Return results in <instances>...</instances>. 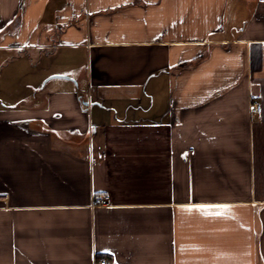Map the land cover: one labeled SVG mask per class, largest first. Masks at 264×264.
Listing matches in <instances>:
<instances>
[{
    "label": "crops",
    "instance_id": "obj_1",
    "mask_svg": "<svg viewBox=\"0 0 264 264\" xmlns=\"http://www.w3.org/2000/svg\"><path fill=\"white\" fill-rule=\"evenodd\" d=\"M99 256L264 264V0H0V264Z\"/></svg>",
    "mask_w": 264,
    "mask_h": 264
},
{
    "label": "built area",
    "instance_id": "obj_2",
    "mask_svg": "<svg viewBox=\"0 0 264 264\" xmlns=\"http://www.w3.org/2000/svg\"><path fill=\"white\" fill-rule=\"evenodd\" d=\"M53 47H56V44H52ZM250 110L253 113H260L262 110L261 104L259 102H252ZM110 203V197L108 194L101 195L95 198V204L97 205H107ZM93 264H113L107 257L99 256L95 257Z\"/></svg>",
    "mask_w": 264,
    "mask_h": 264
},
{
    "label": "rangeland",
    "instance_id": "obj_3",
    "mask_svg": "<svg viewBox=\"0 0 264 264\" xmlns=\"http://www.w3.org/2000/svg\"><path fill=\"white\" fill-rule=\"evenodd\" d=\"M85 85V84H84ZM81 86V85H80ZM83 93V92H82ZM159 94L160 93H154V96L153 95H151V99L153 100V104H154V106H155V108L152 110V111H156V110H163L164 108H165V106L167 105V102H168V98H167V94H164V95H166V96H164V95H162L161 97H159ZM83 96L84 97H86L87 96V94H86V91H84V93H83ZM91 105V104H90ZM140 106H141V104L139 105V104H134L133 105V109H137V110H140ZM94 108H97V106H94ZM98 114H95V113H93V116H94V118H96V116H97ZM85 139V141H86V139H87V141H88V136L86 137V138H84ZM86 141V142H87Z\"/></svg>",
    "mask_w": 264,
    "mask_h": 264
},
{
    "label": "snow or ice",
    "instance_id": "obj_4",
    "mask_svg": "<svg viewBox=\"0 0 264 264\" xmlns=\"http://www.w3.org/2000/svg\"><path fill=\"white\" fill-rule=\"evenodd\" d=\"M228 206H224V205H198L195 207V209L189 207V208H184L183 210L185 211H201V212H205L207 209H211V208H226ZM218 214H222V213H218Z\"/></svg>",
    "mask_w": 264,
    "mask_h": 264
},
{
    "label": "water",
    "instance_id": "obj_5",
    "mask_svg": "<svg viewBox=\"0 0 264 264\" xmlns=\"http://www.w3.org/2000/svg\"><path fill=\"white\" fill-rule=\"evenodd\" d=\"M53 76H59V77H68V76H66V75H53Z\"/></svg>",
    "mask_w": 264,
    "mask_h": 264
}]
</instances>
